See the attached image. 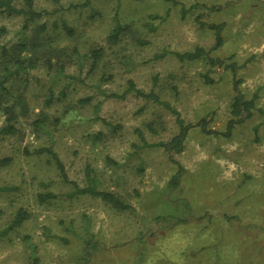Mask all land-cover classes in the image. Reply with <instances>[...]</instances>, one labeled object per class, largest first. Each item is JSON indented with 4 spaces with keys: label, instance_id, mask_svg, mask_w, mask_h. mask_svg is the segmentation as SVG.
Here are the masks:
<instances>
[{
    "label": "rangeland",
    "instance_id": "obj_1",
    "mask_svg": "<svg viewBox=\"0 0 264 264\" xmlns=\"http://www.w3.org/2000/svg\"><path fill=\"white\" fill-rule=\"evenodd\" d=\"M33 2L44 13L22 32V15L0 12V45L10 55L0 56V76L21 39L28 45L21 55L49 48L54 63L47 70L39 60L0 88L4 104L19 96L26 103L15 107L16 130L0 135V264H32L33 258L39 264H264L262 116L253 111L229 137L196 125L203 119L207 128L224 130L233 78L245 98L264 108V0ZM115 19L124 30L111 43ZM211 24H223L217 47ZM196 46L222 63L174 55ZM97 47L103 53L87 72ZM60 63L64 69L56 74ZM129 79L194 124L181 150L165 145L177 132L167 109L134 91L112 95L123 93ZM66 110L75 111L66 119L72 121L55 124ZM41 146L56 153L79 187L93 184L131 208L119 210L89 194L70 197L73 187L51 157L33 152ZM45 193L55 197L40 201ZM18 209L27 216L9 228Z\"/></svg>",
    "mask_w": 264,
    "mask_h": 264
},
{
    "label": "trees",
    "instance_id": "obj_2",
    "mask_svg": "<svg viewBox=\"0 0 264 264\" xmlns=\"http://www.w3.org/2000/svg\"><path fill=\"white\" fill-rule=\"evenodd\" d=\"M21 1H22L21 6H18L15 3V0H0V12L5 13L6 15H22L23 16L22 30H21L22 32L25 28H27L28 23L30 21H33V19H36L44 12L37 11L35 9L33 0H21ZM161 1L171 2L175 4L177 0H161ZM52 2L55 5H58L59 0H52ZM148 17L151 19H155V18H158L159 16L149 15ZM59 26L68 35L72 34L71 28L64 21H60ZM209 27H211L215 33V43L213 47H217L221 43V30H222L223 24H211L209 25ZM44 29H45L44 24H41L38 26V31H42ZM123 30H124V26L119 22V20L115 19L111 32L108 36V41L111 43H115L118 40L119 35ZM40 46L36 47V49L37 48L39 49ZM27 48H28V45L23 39H21L20 41H18V43L12 46V56L10 60L1 67L2 74L0 76V88L3 91L6 90L5 82H6L7 76H10L11 74H16V73H26L29 69L35 67L38 64L39 60L42 61V65H44L47 68V70L53 67L54 63L52 62L53 61L52 50H50L49 48H46L44 53H39L41 52L40 50L37 52L38 54L36 53V55L34 56L30 55L26 57L24 55H21V52L23 51L25 52L28 50ZM8 53L9 52L5 49V47L3 45H0V56L1 55L10 56ZM102 53H103V48L101 47L94 48L90 51V54H89L90 55V66L87 72H91L94 69L96 62L101 57ZM174 55L180 60H184V59L194 60L198 58H203L209 66H214L216 64L222 63L221 59L213 57L210 54V50H207L200 46H196L191 51L174 52ZM60 65L61 66H59V68L55 71L56 74H60L64 69L63 63H60ZM0 66H1V63H0ZM228 67L231 69L232 72H234L236 69L234 62H231L230 64H228L227 68ZM206 81H210V79L208 80L206 79ZM239 83H240L239 79L233 78L232 87L235 93H234L232 102L230 104L231 117L227 120L224 130H214V129L207 128L206 121L201 119L196 123V125L200 127V129L203 132L212 134V135H221L224 137H229L233 129L236 127V125L243 123L247 118H249L252 115L253 111H256L257 113H259L262 116V120L264 122V108L257 107L255 105L254 97L249 98V99L245 98V96L239 90V87H238ZM130 91H134L138 95L151 99L153 102L167 109L174 116L175 123L177 126V132L171 138V140L165 145L167 148L170 147V149H173L175 151L181 150L182 142L185 139L189 129L193 127L194 124L185 123L184 120L181 118L178 110H176L173 106H171L169 102L162 100L160 96L154 92L153 89L149 90L148 92H144L136 88L134 82L131 79L127 81V87L123 91V93L112 94V95L121 98V97H124V95ZM22 100H24V98L22 96H19L17 102H14L12 104H4L0 99V114L4 115V121L0 124V135L13 133L16 130L15 126L13 125L11 121L15 116L16 105L21 107V109L26 107L25 106L26 103H24ZM82 100L86 101V99H82ZM72 113H75V111L66 110L63 114V117H56L53 119V122L57 125L69 124L72 120H66V119H69ZM255 129L256 128L254 127V130ZM138 134H139L140 139L143 141V135L141 134V132H139ZM143 145H145V142L143 143ZM33 152L34 153H46L51 157L55 167L57 168L59 172L61 179L65 183H68L73 187V191L68 194L70 197L75 196L77 194H89V195L97 196L101 198L103 201L107 202L108 204H110L112 207L116 209L126 210V209L131 208L129 204L124 202L121 198H119L116 194L112 192L99 190L93 184L79 187L75 182L69 180L67 178L65 168L61 160L50 147L41 146V147L34 149ZM7 159L2 160V162H6ZM180 172L178 170V172L171 178V182L173 185H176L178 183V179H179L178 174H180ZM53 197H55V195L52 193H45V194L38 195V198L40 201H44L47 198H53ZM26 216L27 214L24 210L18 209L9 225V228L19 225L26 218ZM86 253H87V249H86ZM32 264H39L38 259L33 258Z\"/></svg>",
    "mask_w": 264,
    "mask_h": 264
}]
</instances>
